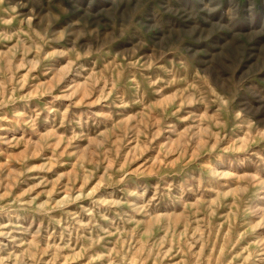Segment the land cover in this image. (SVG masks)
I'll use <instances>...</instances> for the list:
<instances>
[{
    "label": "rangeland",
    "instance_id": "rangeland-1",
    "mask_svg": "<svg viewBox=\"0 0 264 264\" xmlns=\"http://www.w3.org/2000/svg\"><path fill=\"white\" fill-rule=\"evenodd\" d=\"M0 264H264V0H0Z\"/></svg>",
    "mask_w": 264,
    "mask_h": 264
}]
</instances>
